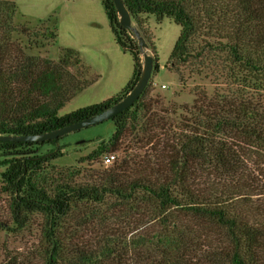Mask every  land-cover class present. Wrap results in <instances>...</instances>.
<instances>
[{"label":"trees","instance_id":"1","mask_svg":"<svg viewBox=\"0 0 264 264\" xmlns=\"http://www.w3.org/2000/svg\"><path fill=\"white\" fill-rule=\"evenodd\" d=\"M99 2L114 43L131 59V77L109 99L60 117L57 112L65 103L95 78H84L85 67L74 51H65L56 61L26 54L11 35L29 39L32 31L13 26L14 3L0 0V136L48 133L122 99L141 72L142 51L132 29L151 54L155 75V46L139 15L152 16L157 24L168 19L179 28L164 67L178 75L180 84V67H190L191 74L216 69L217 52L225 55L227 70L237 66L258 84L254 90L264 89V0H122L132 29L119 25L112 0ZM49 35L53 41L54 31ZM194 37L201 38L202 47L193 48ZM149 89L150 82L129 108L108 120L113 133L84 161L116 150L126 127L145 110ZM241 92L210 98L197 92L192 121L173 137L167 161L149 171L151 177L121 181L120 167L113 166L91 184H78L75 170L53 173L47 182L48 163L61 157V137L0 141V155L7 157L1 164V189L10 199L12 225L22 229L30 215L42 216L44 264H264V101H252ZM44 145L53 148L38 154ZM106 198L113 202L107 204ZM87 202L105 207L90 211L100 215L115 204L131 212L143 208L156 227L123 246L103 239L99 251L67 249L60 236L62 221L78 203Z\"/></svg>","mask_w":264,"mask_h":264},{"label":"rangeland","instance_id":"2","mask_svg":"<svg viewBox=\"0 0 264 264\" xmlns=\"http://www.w3.org/2000/svg\"><path fill=\"white\" fill-rule=\"evenodd\" d=\"M12 1L15 6L12 25H24L32 31L29 39L17 33L11 35V40L26 54L56 61L65 51H74L85 67L84 78H95L93 83L65 103L57 116L101 103L117 94L128 82L132 73L131 59L114 43L99 0ZM138 18L155 46L159 66L157 73L150 75L148 80L149 93L143 99L145 110H139L137 122L131 121L126 127L116 150L109 154L113 156L111 163L102 161L108 153L99 155L93 161H84L113 133L110 121L62 136L57 143L61 157L48 163L45 175L39 174L40 177L46 176L47 182L53 173L75 170L79 173L75 178L78 184H91L113 166L120 167L117 177L121 181L151 177L148 172L167 161L174 146L173 137L180 130L184 131V126L192 121L191 110L197 92H203L206 98H210L214 94L225 97L228 93L241 90L244 97L252 101H264V89L254 90L258 84L237 66L229 65L227 70L228 65L223 63L225 55L217 52H214L216 69H203L200 74H191L190 67H180L178 74L183 81L180 84L178 75L164 67L179 28L168 19H162L157 24L152 16L139 15ZM52 30L55 34L53 41L49 35ZM208 41L214 42L212 39ZM192 42L194 49L203 46L200 37H194ZM146 53L151 56L147 49ZM69 71L74 72L75 68H69ZM161 85L164 88H160ZM52 148L44 145L37 153L43 154ZM6 158L0 155V173L4 170L1 164ZM1 186L0 181V264H44L41 254L42 216L30 215L22 229L12 225L10 199ZM110 202L113 198H106V203ZM114 206V209L100 215L90 211H105V207L89 202L78 203L62 221V243L67 249L73 247L76 251L83 247L99 251L97 247L102 245L103 239L123 246L137 235H147L155 229L156 225L149 220L143 208L131 212L119 204Z\"/></svg>","mask_w":264,"mask_h":264},{"label":"water","instance_id":"3","mask_svg":"<svg viewBox=\"0 0 264 264\" xmlns=\"http://www.w3.org/2000/svg\"><path fill=\"white\" fill-rule=\"evenodd\" d=\"M112 3L114 5L115 12L118 16L119 25L122 28H131L130 15L126 7L124 6L122 0H112ZM132 31L134 32V35L137 38L138 47L142 51L141 72L132 89L122 99H120L118 102L114 103L109 108L103 110L102 112L96 115L83 119L79 122L73 123L71 125H67L62 128L53 130L51 132L44 133L41 135L26 136V137L0 136V141H11V142H18V141L41 142L42 141L43 142L48 140H56L69 133L76 132L80 129L88 128L90 126H94L106 120H109L112 116L129 108L145 88L152 73V57L146 53V45L143 43L141 38L138 37L137 32H135L133 29Z\"/></svg>","mask_w":264,"mask_h":264},{"label":"built area","instance_id":"4","mask_svg":"<svg viewBox=\"0 0 264 264\" xmlns=\"http://www.w3.org/2000/svg\"><path fill=\"white\" fill-rule=\"evenodd\" d=\"M160 88H164V86L161 85ZM112 159H113V156L106 154L103 156L102 161L103 163H111Z\"/></svg>","mask_w":264,"mask_h":264}]
</instances>
